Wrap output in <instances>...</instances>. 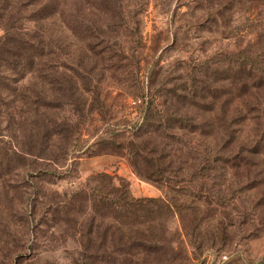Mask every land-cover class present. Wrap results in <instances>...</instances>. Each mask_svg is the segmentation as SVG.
Listing matches in <instances>:
<instances>
[{"label":"rangeland","instance_id":"rangeland-1","mask_svg":"<svg viewBox=\"0 0 264 264\" xmlns=\"http://www.w3.org/2000/svg\"><path fill=\"white\" fill-rule=\"evenodd\" d=\"M32 1L0 0V49L33 40L41 23L28 21ZM93 2L76 8L86 20L91 14L90 25L107 31L114 47L107 71L93 73L92 93L70 99L47 82L40 89L43 80L10 71L0 56V264H109L110 255L126 250L120 239L148 234L143 227L115 234L111 210L141 218L151 208L180 264H264V152L254 154L255 146L261 152L264 112L246 124L229 115L233 132H241L232 148L255 143L252 154L240 153L239 168L176 165L164 172L180 142L220 143L227 99L264 60V0ZM242 64L249 74H241ZM256 100L253 108L264 106ZM26 101L30 108L42 102V119L27 113ZM153 160L171 184L146 179ZM113 198L118 206L111 207Z\"/></svg>","mask_w":264,"mask_h":264},{"label":"trees","instance_id":"trees-1","mask_svg":"<svg viewBox=\"0 0 264 264\" xmlns=\"http://www.w3.org/2000/svg\"><path fill=\"white\" fill-rule=\"evenodd\" d=\"M79 2L80 0H35L30 2L29 7L31 8L33 18L28 21L41 24L36 26L35 30L38 32L34 33L35 36H33V40L25 43L19 41L10 42L12 41L10 40L7 43L11 44H3V46H1L0 56L3 61H5L7 67H9V70L17 74L24 73L22 74L24 77L29 74L33 76L36 75L39 79L43 80L42 84L44 85H42L43 88L39 86L40 89H44L47 82V85H50L57 93L63 90L67 92L70 99L73 95L79 94L80 92L92 93L95 90V86H93V82H91L93 73L98 68H100L102 73L107 71L106 67L109 66L107 62L110 61L109 52L114 46L111 44L107 31L90 25L92 23L90 22L91 14L86 15L88 24H81L80 18H83V23L87 22V20L84 19L83 16L81 17L79 9L76 8ZM71 3L75 8L69 9ZM85 3L87 8L95 7L93 6V0H85ZM6 10L8 11V8L3 9V11ZM102 11H108V7H103ZM9 45H12L15 50H12ZM58 45L59 47H57ZM80 52L83 54L82 57L79 55ZM5 54L12 56L10 58L13 60L9 61L8 59L10 58H8V56L4 58L3 56ZM50 55L57 57L58 60L55 58V61L50 60L51 62H44L45 57L47 58ZM247 66L246 64H242L241 74H249L248 72L250 70H247ZM47 70L50 72V75L44 76L43 72ZM252 72V74L247 76L246 82L242 83L243 89L241 93L234 99L232 98V100L227 99V103L229 101L230 103L223 114V128L225 133L220 143H205L199 140L196 143L192 141L180 142L178 148L170 151L168 156L170 160L168 163H165L166 168L164 172H167L168 168H172L176 165L182 168L189 166L194 169V171L210 169L213 172H218L225 168L233 170L240 167L238 159L241 152H246L248 154L253 153L255 143L250 139L246 145H235V148H232V144H236L235 137L241 132L239 130L233 132L232 124L229 120V115H233L231 116L232 118L241 119L240 122L237 123L246 124L255 121L256 118L253 116L255 113L259 112L262 114L264 112V106L253 108L251 101L257 99L256 101L260 104H264L263 99L257 98L259 92H264V60L262 62L256 61V66H254ZM247 82L248 86L251 88V92L245 90ZM32 91L34 93L37 92L36 88H33ZM228 95L230 94L227 93L226 97H228ZM25 103L29 105L27 113L31 116L43 118L44 115L40 109L42 107V102L32 103L37 105L33 108H30L31 103H29V101ZM64 104L65 102L63 101L61 105ZM66 105H76L77 108L75 109L77 112H85L86 106L84 104L77 105L75 102L69 100ZM242 105L245 106L244 110L241 107ZM43 122L44 120H42L41 124H43ZM184 123L189 125V121L187 120H184ZM41 126L42 125L39 127V125L36 124L33 129L37 128L42 130L43 127ZM62 133L64 134V132L60 131L54 134V136H60ZM36 136H42V133L38 132L34 137ZM262 136L263 138L261 137L262 139L260 140L263 141L258 140L257 142V146L260 147L261 152H259V150L255 153V146L254 154L264 152V130L262 131ZM260 144L262 145L260 146ZM182 152L185 153L184 155H186L188 161H183L184 159L180 156ZM137 157L141 158V155L139 154ZM200 157H204L202 162H198V158ZM172 158H176L177 161H174ZM152 163L154 172L151 174L152 177L149 176L146 179L157 183L164 181L167 185L171 184L172 181L170 179L164 178L165 174L163 173V169L159 171L156 168L155 170V167L159 166L155 163V160H153ZM132 165L137 171V174L144 178L145 176L140 171L136 158L133 159ZM159 174L162 177L161 180L156 178ZM104 177L109 178L108 176ZM94 201L96 203V200ZM114 205H119L116 198H113L111 207ZM124 205H128V202L124 203ZM167 208L171 212V206ZM157 213L158 211L156 212L153 208L143 210V214L140 218L125 216V214L120 215L117 209L111 210L108 217L111 219V223H113L112 227L115 234L122 227H127L131 230H133L134 227H143L148 234H142L136 238L129 237L120 239V241H124L122 244L126 247V250L115 251L110 255L109 264H180L183 261L182 258L174 253L171 242L163 238L164 235L158 232L161 222H158L160 220ZM97 214L99 217H103L101 212H97ZM212 218L215 220L217 217L214 218L213 215ZM125 219L129 221L125 223ZM201 221H203V219ZM113 242L119 243V238H113ZM94 258L96 261H102L98 256H94Z\"/></svg>","mask_w":264,"mask_h":264},{"label":"built area","instance_id":"built-area-1","mask_svg":"<svg viewBox=\"0 0 264 264\" xmlns=\"http://www.w3.org/2000/svg\"><path fill=\"white\" fill-rule=\"evenodd\" d=\"M225 259H227V258L225 257Z\"/></svg>","mask_w":264,"mask_h":264}]
</instances>
